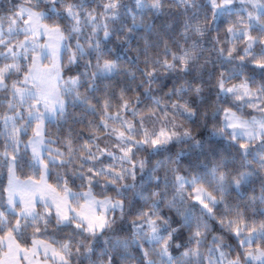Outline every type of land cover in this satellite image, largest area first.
<instances>
[{
	"label": "snow or ice",
	"instance_id": "obj_1",
	"mask_svg": "<svg viewBox=\"0 0 264 264\" xmlns=\"http://www.w3.org/2000/svg\"><path fill=\"white\" fill-rule=\"evenodd\" d=\"M175 6L181 15L164 33L152 26L161 39H145L125 74L106 51L121 0H0V264L90 255L88 238L111 226L110 210L123 213L126 190L139 197L145 264L152 242L160 264H264V0ZM137 7L142 17L146 0ZM80 60L91 69L83 94L65 73ZM193 123L208 130L205 149L224 141L228 152L185 174L182 153H169L201 145ZM169 181L175 224L157 199Z\"/></svg>",
	"mask_w": 264,
	"mask_h": 264
},
{
	"label": "clouds",
	"instance_id": "obj_2",
	"mask_svg": "<svg viewBox=\"0 0 264 264\" xmlns=\"http://www.w3.org/2000/svg\"><path fill=\"white\" fill-rule=\"evenodd\" d=\"M121 2L123 7L120 12V20L114 28L113 43L107 44L106 51L111 53L114 62L126 74V70L129 67H135L138 64V59L143 54L144 40L148 39L154 43L159 41L161 36L158 32L164 33L167 25L181 15V10L176 8L175 0H146V8L141 17V12L137 7V0H121ZM144 24L149 25V27L145 28ZM152 26H155L158 32H154ZM117 36L119 39L116 38ZM113 48H115V51H112ZM86 70L91 71L84 60L66 64V78L79 77L81 84L79 91L82 94L89 90ZM67 108L68 115L72 117L73 113L79 110L80 101L74 100L70 96L67 100ZM192 127L193 136L202 140L201 145L197 147L191 142L184 145H176L171 147L169 153V155L177 151L182 153L178 164L180 170L185 174L207 169L212 164L213 157H219L221 152H228L227 143L224 141L214 140L212 146L205 149L204 141L207 140L208 136L207 128L203 125L197 126L195 123H193ZM256 179L257 183H259L264 180V177L258 175ZM156 191L162 215L170 218L173 224L178 223L179 217L166 207V202L174 195L171 181L167 185L157 183ZM124 198L126 204L123 213H121L119 208L110 210L109 220L111 226L98 232L95 237L88 238L92 248L91 254L74 256L72 264H145L144 254L137 251L133 232L134 209L139 197L135 191L126 190ZM167 230L168 226L165 225L162 231L166 232ZM117 238L129 241L130 246L127 249L117 248L114 244ZM208 239L209 241L212 239L211 234H209ZM186 240L187 233L176 235V239L172 243L179 242L181 245L179 248H174L177 254L182 251ZM145 243L149 242L145 241ZM109 257H111V260ZM148 257L151 259L152 264H160L156 242H152L149 245Z\"/></svg>",
	"mask_w": 264,
	"mask_h": 264
}]
</instances>
